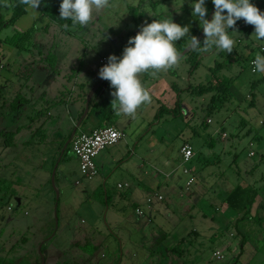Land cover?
<instances>
[{"label":"rangeland","instance_id":"rangeland-1","mask_svg":"<svg viewBox=\"0 0 264 264\" xmlns=\"http://www.w3.org/2000/svg\"><path fill=\"white\" fill-rule=\"evenodd\" d=\"M260 1L253 0L258 8ZM11 2L0 0V12L5 19L11 15ZM180 3L181 0H110V6L95 13L85 27L67 25L65 20L63 25L59 24L57 21L62 19L54 16L41 17L38 7L35 19L26 9L13 26L1 30L2 39L20 30L29 32V40L21 47L3 41L0 44V264H15L20 259L30 264H42L45 259V264H49L46 260L49 254L52 260L64 259L63 253L76 223L92 229V235L106 239V245L103 243L99 252L103 254L102 261L113 260L120 248L123 251L129 248L131 255L127 261L147 264V258L135 251L136 246L128 240L133 236L125 215L131 214L132 206L124 200L129 194L128 188L117 187V183L123 184L128 177L118 173L117 161H110L109 157L110 151L122 145V155L128 158L133 153V144L127 148L121 141L101 150L94 158L97 173L87 178L81 175L78 158L67 139L54 142H46L42 136L31 139L28 124H33L32 128L37 126L38 121L29 122V118L43 107L41 93L46 84L66 83L68 80L64 77H70L67 73L77 74L79 69L82 74L90 73L84 67H95L92 71L97 76V60L101 56L108 59L110 54L121 56L129 37L136 35L144 23L162 18L168 12L174 22L190 25V34L198 37L202 27L191 15L189 0H183L177 11ZM206 6L209 18L211 0H206ZM49 26L48 32H43ZM245 26L249 31L239 29L236 24L229 29L238 31L230 32L236 41L232 52L198 50L199 64L191 69L192 58L186 54L191 48L173 67L179 75L176 84L182 86L181 78L191 74L192 86L202 89L209 86L214 66L221 62L223 66L217 75L229 82L222 102L214 106L211 98L218 94L215 89L194 93L191 98L197 101V107L179 104L168 112V120L155 126L156 133L167 128L168 134L163 139L166 146L156 145L153 138L147 140L148 128L136 139H142L139 146L144 151L142 171L158 167L168 172L176 168L177 192L170 196L174 204L170 216L173 223L190 220L192 232L196 226L201 229L199 241L194 242L201 247L200 254L213 249L210 257H203L202 264H264V73H252L249 66L251 59L264 55V40L252 35L253 25L246 23ZM187 43L183 38L176 42L180 54ZM26 44L28 48H22ZM51 54L56 58L54 66L50 62ZM9 75L11 80L16 77L17 82L23 75L21 95L17 83L9 81ZM72 85L66 83L65 89L70 90ZM23 96L27 101L20 103L19 100L17 110H13L12 102ZM86 103L85 99V110ZM208 106H211L209 110ZM10 118L26 127L9 149L3 142L4 135L9 133ZM40 118L43 119V114ZM207 118L211 121L205 125ZM129 129H123L124 139L131 141L134 136ZM188 140L193 145L194 156L184 162L179 149ZM185 168L188 173L184 174ZM75 180L79 183L75 184ZM237 184L252 186L257 192L247 211L238 214L224 202L227 192ZM212 212L214 218L210 217ZM200 220L203 222H197ZM146 232L143 229V234ZM191 243H184L185 250ZM192 254L189 252L184 259L170 256L174 259L170 264H197V253ZM83 260L75 258L68 264H84Z\"/></svg>","mask_w":264,"mask_h":264},{"label":"crops","instance_id":"crops-1","mask_svg":"<svg viewBox=\"0 0 264 264\" xmlns=\"http://www.w3.org/2000/svg\"><path fill=\"white\" fill-rule=\"evenodd\" d=\"M42 15L44 14L40 12L41 17ZM46 23L47 21L44 25H46ZM49 29L50 26L47 30L43 28V32L47 33ZM186 45L188 46V43ZM28 46L29 45L26 44L22 48H28ZM103 60L107 63L108 59L105 56H101L97 60L99 69L103 66ZM40 61L42 62L44 60L40 58ZM50 62H53L51 63L52 66L55 65L56 58L54 55ZM81 67L82 66H80V68ZM84 68L86 71H90V73L82 74V72H80L82 70L79 69L77 74L75 72L67 73L68 76L70 75V77H68L69 79L67 76L64 77V79L68 80L66 83L73 84L70 90L65 89L66 83L56 81H53L51 84H46L45 88L42 89L41 96L44 101L43 107L36 111L35 114L30 115L29 118V122H32L33 119L38 121L35 128H32L33 124H28V130L31 131V139L36 136H38V138L42 136V139L46 142H54V140L57 139H67V144H69L70 137L75 131L90 132L101 126H112L116 128L123 134V137L117 143L123 141V145L125 147L127 146V148L133 144V153L128 158H124L122 155V145H120V149L116 151L112 150V152L110 151L109 153L110 161H117L118 163V168H120L118 173L124 175L125 178L128 177V180L123 184L117 183V187H127L129 192L128 196L124 199L132 206L131 214L125 215L126 222L128 226H130L129 233L133 236L132 239H128L129 242H131L133 246H136L135 251H140L144 257L147 258V264H152L154 261L157 262L153 264H170L171 260H174L171 258L172 256L178 258L182 257L184 259L189 252L193 253L192 256L196 252L197 256L194 255L196 257V263L202 264L203 257H210L213 249L204 250L203 253L200 254L201 247L194 242H196V240L199 241L200 234L198 230L201 229L196 226L193 228L192 232L190 231L192 225L190 220L173 223V218L170 216L173 214L171 211L174 205L172 203L173 199H171L170 196H173L177 192L178 180L175 177L176 168L174 167L168 172L158 167H153L150 171H142V168H144V151L139 149V146L142 145V139L136 141L137 137L141 135V132L148 128L147 130L150 136L148 138L146 137V139L149 140L153 138V143L156 145L161 143L166 146L167 142H164L163 139L164 136L168 134L167 128L156 133L154 129L155 126L162 120L164 122L168 120V117H170L168 112L176 107V105L181 104L188 106L189 103V105L197 107V101H194L191 95L194 93H202L201 89H195V86H192L190 82L191 74H188L187 78L184 76L181 78L182 86L176 84L179 75L178 71L173 67L166 71H161L155 76L151 75L150 72L141 74L140 78L142 83L150 93L152 100L150 103H145L138 108L134 118H128L125 116H117L113 111L111 107V102L113 100L111 95L112 89L107 80L99 77V69L97 70L96 76L92 71V68L94 69L95 67ZM58 75H60V73H58ZM11 76L12 75H9V81L14 82V84L17 83L19 94L21 80L24 77L22 75V78L17 82L15 79L16 77L11 80ZM10 82L9 91L11 88ZM90 92H92V97L89 98L87 110H85V99L87 101ZM19 95H21V93ZM19 97L15 98L16 101H13L11 104L12 109L15 111L18 108L19 103L17 105L16 103L19 100L20 103L27 101L26 97ZM201 105V108L205 109V104L201 103ZM210 108L211 106H208L207 109L209 110ZM40 114H43L42 120ZM210 121L211 120L207 118L204 120V124L208 125ZM24 127H26V124L17 125L13 119H9V133L12 134L11 145L16 144V139L21 135V132L24 131ZM129 127V131L133 132L134 136V139L131 141L124 139L125 134L123 129ZM192 130L196 132L195 129ZM27 142L28 141H24L23 143ZM134 144H136V149L134 148ZM185 144L192 147L194 156L193 145L189 140L181 144L179 149L180 154L181 147ZM213 144L214 142H212V145ZM11 145H9V149L12 148ZM104 162H106V160ZM78 183L79 181L75 180V184ZM159 196L161 198H159ZM139 198L141 199L139 200ZM126 208L127 207H124V209ZM168 210L169 214H167ZM213 215L214 212L211 213L210 217L212 216L211 218H214ZM202 220L197 222H203ZM78 227L79 223L73 225L72 234L69 237L63 253L64 259L58 260L55 258L52 260L51 254H49L50 256L46 259L49 264H57L60 260L59 263L68 264L69 261H73L75 258L84 259V264H115V259H117L116 264H132L126 260L128 256L131 255V250L129 248L124 251L120 248L119 254H115L113 260L102 261L101 257L103 254L101 253V255H99V252L101 245L103 243L106 245V239L92 235L91 232L94 234L92 229ZM143 229H147L146 234H143ZM188 232H190V234ZM188 235H190L189 238H187ZM189 241L193 243L188 246V250H185L184 243H188ZM87 244L95 248V251L91 255L83 250V246ZM175 245H177V248L173 249ZM90 248L91 247H89V249ZM60 256L62 257V255H59V258H61ZM42 264H45V259H42Z\"/></svg>","mask_w":264,"mask_h":264},{"label":"clouds","instance_id":"clouds-1","mask_svg":"<svg viewBox=\"0 0 264 264\" xmlns=\"http://www.w3.org/2000/svg\"><path fill=\"white\" fill-rule=\"evenodd\" d=\"M26 9L36 18L41 0H21ZM215 11L211 19L207 18L206 0H189L192 17L199 21L204 32L201 42L190 34V25L174 22L171 14L144 23L136 35L129 37L122 55L110 54L107 63L99 69V77L107 80L111 86L113 100L111 107L117 116L134 118L138 108L150 103L152 97L141 80V74L155 76L161 71L176 66L180 53L176 42L183 38L194 50L206 52L218 49L232 52L236 41L229 31L236 22L243 19L254 26L252 35L264 40V11L253 0H211ZM183 5L181 0L179 11ZM110 6V0H60V19L71 20L73 25L88 26L94 14ZM157 16L156 13L149 12ZM97 43V42H96ZM253 71L264 73V55H257L253 61Z\"/></svg>","mask_w":264,"mask_h":264},{"label":"trees","instance_id":"trees-1","mask_svg":"<svg viewBox=\"0 0 264 264\" xmlns=\"http://www.w3.org/2000/svg\"><path fill=\"white\" fill-rule=\"evenodd\" d=\"M11 6H12V12L8 19H5L0 12V32L5 27L13 26L16 23V21L26 13V6L21 3V0H12ZM259 6H260L259 9L261 11H264V0L260 1ZM39 8H40V12L49 18H51V16L60 18V12H59L60 0H41V4L39 5ZM63 21L64 19H62V21L60 22L59 21L57 22L63 25ZM65 21L67 22V25L72 24L71 20H65ZM245 25L246 23L244 22L243 19H240L236 22V26H238L239 29H243V31L244 30L249 31L250 28L248 29ZM250 27H252V25ZM203 38L204 37L202 36L200 39L201 42L203 41ZM28 40H29L28 31L15 30V32H13L11 35L6 36L3 39L0 37V44L3 41L9 45L19 47L20 45L23 46L25 44L24 42H27ZM183 47H185L184 44ZM198 52H199L198 50H194L192 48L188 53H186L192 58L191 69H195L199 64V61L197 59ZM52 57L53 55L51 56V58ZM222 66L223 65L221 62L216 63V65L214 66L215 71L212 72L211 79L208 82L209 86L201 89L202 92H208L214 89L216 90L218 94L213 95L211 98L212 102L215 104L214 106L219 105L222 102V100L227 96V91H228L227 83L229 82L225 81L224 79H221L217 75V73L222 69ZM11 135H12L11 133H7L4 135L5 139L3 144L5 146L11 145L12 143ZM256 194L257 192H255L254 187L242 186L241 184H237L232 189H230L229 192H227V194L224 197V202L228 205V207L236 211L237 214L244 213V211H247L248 206L253 204L254 202L253 198L256 196ZM89 247L91 248L87 249L85 245L83 246V250L91 255L95 251V248L93 246H89ZM175 248H177V245H175L173 249ZM16 264H30V262L27 260L23 261L22 259H20Z\"/></svg>","mask_w":264,"mask_h":264},{"label":"built area","instance_id":"built-area-1","mask_svg":"<svg viewBox=\"0 0 264 264\" xmlns=\"http://www.w3.org/2000/svg\"><path fill=\"white\" fill-rule=\"evenodd\" d=\"M254 59L249 61L252 73L255 72L253 71ZM104 64H106L105 60H103V65ZM122 137L123 134L112 126L97 127L90 132L75 131L69 141L73 153L78 158L81 175L87 178L94 176L97 173L94 162L96 155H98L101 150L116 144ZM252 154L253 152H250V155ZM181 155L184 162L190 161L193 156L192 147L188 144L183 145L181 147ZM183 172L188 173L186 168ZM159 198L161 197L159 196Z\"/></svg>","mask_w":264,"mask_h":264},{"label":"water","instance_id":"water-1","mask_svg":"<svg viewBox=\"0 0 264 264\" xmlns=\"http://www.w3.org/2000/svg\"><path fill=\"white\" fill-rule=\"evenodd\" d=\"M215 11V8H214V5L212 7V10L210 12V15H209V18L208 19H211L212 18V15ZM204 32H203V29L201 30L199 36L197 37L199 40L201 39V37L203 36ZM191 49V47L187 46L186 49L183 51L182 54H180V57L183 56L186 52H188L189 50ZM102 81V80H101ZM92 95V92H90L89 96L87 97V103H86V108H87V105H88V101H89V98L90 96ZM87 110V109H86ZM74 133V132H73Z\"/></svg>","mask_w":264,"mask_h":264}]
</instances>
